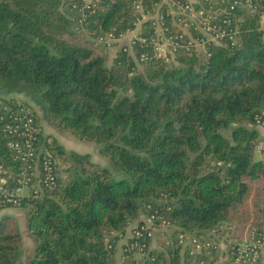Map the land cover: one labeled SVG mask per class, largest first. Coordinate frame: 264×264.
<instances>
[{
    "label": "trees",
    "instance_id": "trees-1",
    "mask_svg": "<svg viewBox=\"0 0 264 264\" xmlns=\"http://www.w3.org/2000/svg\"><path fill=\"white\" fill-rule=\"evenodd\" d=\"M131 1L104 0L87 20L89 39L62 0H0V94L36 99L49 120L98 144L131 181L43 139L68 167L65 176L57 170L54 189H31L19 207L36 242L31 264H115V244L141 212L195 233L200 251L181 254L176 232L164 251L150 250L147 239L143 261L133 264H211L203 249L213 246L197 233L225 232L230 253L264 224V167L251 153L264 108V1L254 15L239 14L236 46L182 54L177 65L153 57L141 71L128 53L110 58L97 42L133 28ZM141 52L133 46L134 57ZM20 248L15 219L0 217V264H15Z\"/></svg>",
    "mask_w": 264,
    "mask_h": 264
},
{
    "label": "built area",
    "instance_id": "built-area-1",
    "mask_svg": "<svg viewBox=\"0 0 264 264\" xmlns=\"http://www.w3.org/2000/svg\"><path fill=\"white\" fill-rule=\"evenodd\" d=\"M103 1L62 0L61 10L69 13L76 29L83 31L88 18L102 10ZM143 1L146 0L131 1L134 19L131 30L119 38L105 34L97 39L108 51L122 50L131 55L137 68L153 57L177 65L175 58L182 54L204 58L210 46H236L239 14L254 15L262 0H156L151 9ZM148 20L150 25L144 26ZM261 33L264 39V28ZM136 44L142 48L138 58L133 55ZM254 122L264 130V108ZM42 140V128L32 105L19 98H0V212L19 208L30 195L25 194L26 189L37 192L57 186L59 165L41 148ZM254 150L263 153L264 140L259 139ZM148 219L151 223L169 226L156 214ZM151 235L148 225H138L124 251L145 253L146 241ZM196 240L192 238L190 245L198 249ZM178 242L182 244V236ZM263 249L264 224L250 240L231 248V264H258Z\"/></svg>",
    "mask_w": 264,
    "mask_h": 264
},
{
    "label": "crops",
    "instance_id": "crops-1",
    "mask_svg": "<svg viewBox=\"0 0 264 264\" xmlns=\"http://www.w3.org/2000/svg\"><path fill=\"white\" fill-rule=\"evenodd\" d=\"M262 17H264V12L261 14V19H262ZM261 19H260V24H261ZM261 28H264V26H262V24H261ZM126 38L128 39L129 37H126ZM125 43H127V40H126ZM122 44H124V41L122 42ZM7 97H9V98H19V99H22L23 101H25V102H27L29 104L32 103L34 105V102L31 101L32 98L27 96L26 94H23V93H13V94H7V95H3V94L1 95L0 94V98H7ZM43 109L39 108V110H40L42 115H43V111L45 110V109L44 110ZM47 122H49V124H50L49 118H48ZM41 127H42V125H41ZM256 129L258 131V140L259 139L260 140H264V130L261 129L260 127H256ZM42 132H43V139L44 140L47 139V137H51L66 152L73 151V152H76L78 154H88L90 156V160L93 163H96V164H98V165H100L101 167H104V168H106L108 166L109 160L99 153V149L95 150V155L94 156H92V154H90L91 153V151H90V148H91L90 146L91 145H89L90 142L81 141V140L77 139L73 134H71L69 132L60 131V129L58 127H56L54 124L48 125L46 127V130L42 127ZM60 139L62 141L61 143L65 144V147L62 144H60V142H59ZM43 144H42L41 148L45 149ZM255 153L257 154V159L254 156ZM252 156H253V161L254 162H261L263 164V167H264V152L263 153H259L258 151L254 150ZM262 209H263V221H264V203L262 205ZM24 214L26 215V217L24 216ZM3 216H9V217L14 218L16 223H17V225H18V229H19V218L23 219V217H24L26 219L25 225H26V228L28 229L27 214H26V212L24 210H22L20 208H17V209H5V210H2L0 212V217H3ZM148 218L149 217L144 212H141L135 220H132L128 224V226L126 227L124 233L119 236V240L115 244L114 257H115L116 260L119 257L120 258L121 257L124 258L123 257V255H124L123 251H124L126 245L128 244V242L131 239L132 231L140 224L148 225L149 229L151 230V232L154 233L155 237H156V234H159V235H157L158 238H160V240L163 239L164 243L165 242L168 243V242H170V240H171V243H172V238H175V234H176V232H178L179 233L178 237H180V236L183 237V242L180 245L183 246V247L188 248V250L192 249L191 247H193V246H191L190 243H191L192 238L196 236L195 233L180 232V230L176 229L175 227H169L170 228L169 230H171V235L169 237V235H167L168 233L163 231V228H165V227H163V225H161L160 223H151V222H149ZM161 231H163V232H161ZM19 232H20V229H19ZM197 234H198L197 236H198V238L200 240H204V241L206 240V241H208L207 243H209L210 245L213 246V250L212 251L211 250L209 251L207 249H205V250L203 249V252H206L205 254L209 255L208 259L210 261H213L215 258H218V257L221 258L224 253L228 252V251H226V248H227V246H226L227 244L226 243L227 242H224V241H226V236L224 235L223 238L221 236V235L224 234L223 232L221 234H217L215 231H209V232L207 231V232H199ZM165 235H167V236L165 237ZM25 238L28 241L27 242L24 239L27 242V245L31 246V249H33L34 244H33V242H29V240H28L30 238L29 235H28V237H25ZM35 247H36V244H35ZM153 249L154 248H152V250ZM193 249H195V248H193ZM222 249L224 251L220 252V250H222ZM150 250H151V244H150ZM34 251H35V249H34ZM199 251L200 250L198 248V250H196L195 252H199ZM183 253H184V251L181 252V254H183ZM124 259H126V258H124ZM214 264H219V262L217 263L215 261ZM258 264H264V249H263L262 254H261V260H260V262Z\"/></svg>",
    "mask_w": 264,
    "mask_h": 264
},
{
    "label": "rangeland",
    "instance_id": "rangeland-1",
    "mask_svg": "<svg viewBox=\"0 0 264 264\" xmlns=\"http://www.w3.org/2000/svg\"><path fill=\"white\" fill-rule=\"evenodd\" d=\"M62 11H63V13H65L66 14V16L68 15V17H69V13H67L66 11H64L63 9H62ZM70 18V17H69ZM71 20V19H70ZM261 24H262V26H264V17H262V19H261ZM82 33L84 34V35H87L88 33H90V32H88L87 30H83L82 31ZM88 36V35H87ZM91 36H92V34H91ZM88 38L89 39H91L90 38V36H88ZM119 46V44H117L116 45V47H118ZM108 51V50H107ZM115 52L113 51V52H111V51H108V54L110 55V58H111V56H113V54H114ZM179 66V65H178ZM138 70L139 71H141V67L140 68H138ZM32 99H34V98H32ZM34 100H36V99H34ZM32 102H34L33 100H31ZM31 105H32V107L35 109V111H36V113H38L37 115H38V119H39V122H40V125H42V127L46 130V127L48 126V125H52V124H54L56 127H58L59 128V126L56 124V123H54V122H52L51 120H50V124H49V122H47L48 121V116H47V112H46V110H44L43 109V107L41 106V105H39L38 103H35L34 102V105L32 104V103H30ZM39 108H41V109H43L44 111H43V115L41 114V112H40V110H39ZM41 127V128H42ZM60 129V131H66V130H63V129H61V128H59ZM66 132H69V131H66ZM69 133H71V132H69ZM72 134V133H71ZM50 139H49V141L50 142H52V141H54L55 142V140L54 139H52L51 137H49ZM60 144H62L64 147H65V144L64 143H61L62 141H61V139H60ZM56 143V142H55ZM57 144V143H56ZM89 145H91L90 147V151H91V153L90 154H92V156H94L95 155V150L96 149H99L100 148V146L98 145V144H96V143H90ZM254 156H255V158L257 159V154L255 153L254 154ZM60 160V159H59ZM58 165H59V169H60V174H61V176H65L66 175V172L64 171L68 166L66 165V164H63L62 163V161L60 160L59 162H58ZM106 169L113 175V178L115 179V180H120V179H123V180H125L130 186H131V181H130V178L127 176V174L125 173V172H123V171H121V170H119V169H117L115 166H113V164L112 163H110V162H108V166L106 167ZM25 194L26 195H29L30 194V190L29 189H26L25 190ZM6 212V211H5ZM24 216L26 217V215L24 214ZM25 222H26V219L23 217V219L22 218H19V229H20V237H21V250H20V253H19V256H18V259H17V261H16V263L15 264H31V260H32V258H33V255H34V249H35V244H36V242H35V240H34V238L32 237V235H31V233L29 232V230L26 228V225H25ZM163 227H165V228H163V231L164 232H166V233H168L167 235H169V237H170V235H171V230H169L170 228L169 227H171V226H163ZM163 231H161V232H163ZM30 233V234H29ZM152 233V235H151V237H150V244H151V250H152V248H154L152 251H164V250H166L167 249V247H168V245H170L171 244V240H170V242H168V243H164V241H163V239H161L160 240V238H158V236L157 235H159V234H156V237H155V235H154V233L153 232H151ZM28 235H29V242H33V244H34V247H33V249H31V246H29V245H27V240H26V238L25 237H28ZM167 235H165V237L167 236ZM224 235H225V232H224V234L223 235H221L222 236V238L224 237ZM155 237V238H154ZM174 237V236H173ZM155 240H154V239ZM27 241H25V240ZM154 241V242H153ZM172 242H173V238H172ZM224 242H226V241H224ZM227 244V243H226ZM153 245V246H152ZM227 246V248H226V251H228V252H226V253H224L223 255H222V257L220 258V257H218V258H215L213 261H211V264L213 263L214 264V262L216 261L217 263L219 262V264H231V254L229 253V248H228V244L226 245ZM182 251H186V250H188V248H186V247H183L182 246ZM191 250H193V249H191ZM197 249L195 248V251H196ZM189 251V250H188ZM222 251H224L223 249L222 250H220V252H222ZM123 253H124V255H123V257L125 258V251H123ZM196 254H197V252H196ZM225 255V256H224ZM209 256V255H208ZM208 256H206V259H208ZM115 258V257H114ZM124 258H118L117 260L115 259V264H123L124 263V261H125V259ZM141 261H143V259H142V257L138 254V253H134L131 257H129L128 259H127V263L126 264H133V263H135V262H141ZM209 261V260H208Z\"/></svg>",
    "mask_w": 264,
    "mask_h": 264
},
{
    "label": "water",
    "instance_id": "water-1",
    "mask_svg": "<svg viewBox=\"0 0 264 264\" xmlns=\"http://www.w3.org/2000/svg\"><path fill=\"white\" fill-rule=\"evenodd\" d=\"M255 146H252L251 153L253 154Z\"/></svg>",
    "mask_w": 264,
    "mask_h": 264
}]
</instances>
